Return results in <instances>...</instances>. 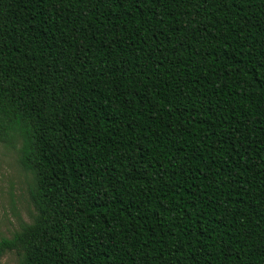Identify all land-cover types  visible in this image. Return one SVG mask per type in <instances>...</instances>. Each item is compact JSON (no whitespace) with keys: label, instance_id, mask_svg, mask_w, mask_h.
<instances>
[{"label":"trees","instance_id":"trees-1","mask_svg":"<svg viewBox=\"0 0 264 264\" xmlns=\"http://www.w3.org/2000/svg\"><path fill=\"white\" fill-rule=\"evenodd\" d=\"M0 144L21 264H264V0H0Z\"/></svg>","mask_w":264,"mask_h":264},{"label":"rangeland","instance_id":"rangeland-1","mask_svg":"<svg viewBox=\"0 0 264 264\" xmlns=\"http://www.w3.org/2000/svg\"><path fill=\"white\" fill-rule=\"evenodd\" d=\"M33 176L17 162V152L0 144V241L11 239L23 225L32 224L37 211L32 202ZM17 250L0 254V264H21Z\"/></svg>","mask_w":264,"mask_h":264}]
</instances>
